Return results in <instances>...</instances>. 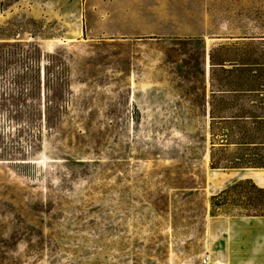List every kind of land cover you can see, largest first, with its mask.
Returning <instances> with one entry per match:
<instances>
[{
	"label": "rangeland",
	"instance_id": "1",
	"mask_svg": "<svg viewBox=\"0 0 264 264\" xmlns=\"http://www.w3.org/2000/svg\"><path fill=\"white\" fill-rule=\"evenodd\" d=\"M252 81L264 0H0V264H264V216L210 214L264 187L209 131Z\"/></svg>",
	"mask_w": 264,
	"mask_h": 264
},
{
	"label": "trees",
	"instance_id": "2",
	"mask_svg": "<svg viewBox=\"0 0 264 264\" xmlns=\"http://www.w3.org/2000/svg\"><path fill=\"white\" fill-rule=\"evenodd\" d=\"M211 57V56H210ZM247 65V63H245ZM249 75L248 80L258 77ZM249 82V81H248ZM214 92H225L230 95L238 94L243 98H255L257 101L241 109L236 116H210L209 131L212 138L216 137L222 144L235 145L247 156H240L238 161L233 160V167H258L264 168V84L245 83L239 90L220 89ZM217 95L212 94V97ZM213 161V155L210 154ZM213 165V162H212ZM237 205L245 209L242 213L247 217L264 216V187H258L245 179L231 185L211 197L212 210L216 205Z\"/></svg>",
	"mask_w": 264,
	"mask_h": 264
}]
</instances>
